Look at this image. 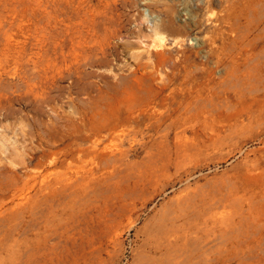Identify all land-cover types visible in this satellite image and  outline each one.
I'll list each match as a JSON object with an SVG mask.
<instances>
[{
	"label": "rangeland",
	"instance_id": "rangeland-1",
	"mask_svg": "<svg viewBox=\"0 0 264 264\" xmlns=\"http://www.w3.org/2000/svg\"><path fill=\"white\" fill-rule=\"evenodd\" d=\"M0 264H264V0H0Z\"/></svg>",
	"mask_w": 264,
	"mask_h": 264
},
{
	"label": "bare ground",
	"instance_id": "bare-ground-1",
	"mask_svg": "<svg viewBox=\"0 0 264 264\" xmlns=\"http://www.w3.org/2000/svg\"><path fill=\"white\" fill-rule=\"evenodd\" d=\"M161 34H159V36H160ZM157 36V35H156ZM162 36V35H161ZM163 39V38H162Z\"/></svg>",
	"mask_w": 264,
	"mask_h": 264
}]
</instances>
